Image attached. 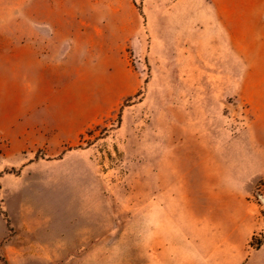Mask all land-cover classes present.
I'll return each mask as SVG.
<instances>
[{
  "label": "rangeland",
  "instance_id": "1",
  "mask_svg": "<svg viewBox=\"0 0 264 264\" xmlns=\"http://www.w3.org/2000/svg\"><path fill=\"white\" fill-rule=\"evenodd\" d=\"M225 239L264 242V0H0V264Z\"/></svg>",
  "mask_w": 264,
  "mask_h": 264
},
{
  "label": "crops",
  "instance_id": "2",
  "mask_svg": "<svg viewBox=\"0 0 264 264\" xmlns=\"http://www.w3.org/2000/svg\"><path fill=\"white\" fill-rule=\"evenodd\" d=\"M216 246L219 249L212 253L217 254L224 262H230L227 264H264V242L255 248L250 240L225 239Z\"/></svg>",
  "mask_w": 264,
  "mask_h": 264
}]
</instances>
